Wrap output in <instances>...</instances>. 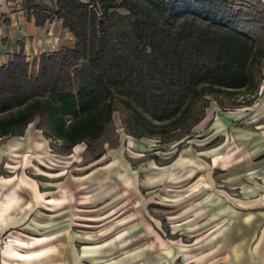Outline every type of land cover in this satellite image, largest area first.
<instances>
[{"label":"trees","instance_id":"1","mask_svg":"<svg viewBox=\"0 0 264 264\" xmlns=\"http://www.w3.org/2000/svg\"><path fill=\"white\" fill-rule=\"evenodd\" d=\"M52 2V0H51ZM36 27L54 18L73 47L0 67V137L36 129L70 151L104 154L122 113L134 138L190 135L211 100L242 91L248 105L263 79L264 4L239 0H22Z\"/></svg>","mask_w":264,"mask_h":264},{"label":"crops","instance_id":"2","mask_svg":"<svg viewBox=\"0 0 264 264\" xmlns=\"http://www.w3.org/2000/svg\"><path fill=\"white\" fill-rule=\"evenodd\" d=\"M36 1L51 5L57 0ZM239 1L264 4V0ZM21 4L22 0H0V67L20 53V43L30 63L60 47H73L74 37L62 29V21L54 18L44 27H36ZM262 76L264 80V65ZM36 124L34 120L22 136L0 142V231L8 238L0 251V264H264V97L231 114L215 113L210 102L204 118L193 128V133L200 135V146L225 138L219 145L206 148L203 155L212 157V169L221 171L226 186L237 188L239 195L214 194L211 211L208 204L202 209L211 214L197 223L189 244L166 238L161 223L143 214L121 222L98 221L94 231H87L89 235L74 233L70 214L76 204L83 207L79 211L94 213L89 209H93L92 204H84L82 178L49 186L30 177L21 164L22 155L30 158L43 147L37 138L42 132ZM178 153L170 168L178 165ZM14 156L19 159L18 168L8 173L3 164ZM103 167L113 169V161ZM97 169L91 168L83 176L91 177ZM175 175L159 177L156 183H168L172 187L166 192L175 195L180 181ZM109 209L102 205L96 207V213ZM117 223L122 227L108 233V226Z\"/></svg>","mask_w":264,"mask_h":264},{"label":"rangeland","instance_id":"3","mask_svg":"<svg viewBox=\"0 0 264 264\" xmlns=\"http://www.w3.org/2000/svg\"><path fill=\"white\" fill-rule=\"evenodd\" d=\"M262 81L260 84H264V80ZM263 97L264 91L259 96L258 90L253 104ZM248 100L242 91H237L218 97L216 101L211 100V105L214 106L215 113L231 114L243 110L246 107L244 103ZM216 115L214 114V117ZM3 117H7V114L0 115V119ZM121 120L122 113L113 114L112 126L102 139L105 154L96 161L91 162L97 149L90 151L82 143L68 151L60 141L47 138L40 130L43 134L39 135L38 132L37 138L43 142L41 151L31 155L32 158L22 155L21 164L26 166L25 172L30 177L39 182H47L49 186L72 177L82 178V194L83 198L85 197L83 200L87 202L84 204H92L93 209H89L94 210V213L79 211L78 209L83 210V207L76 204L74 212L70 214L74 233L89 235L87 231H94V228L98 227V221L121 222L125 217H141L143 214L145 218L147 216L148 219L161 223L166 238L189 244L192 234L197 231V223L205 221L206 215L211 214L214 194L234 198L239 195L237 188L226 186V182L221 179V171L212 169V157L203 155L206 148L219 145L225 138L221 136L208 145L200 146V135L193 133V129L190 139H187L190 136H186L179 140H174L172 133H159L162 130L158 129L155 136L138 139L125 134ZM9 139L11 138H2L0 142ZM178 150L179 163L170 168L168 165L174 160ZM18 160L16 156L9 158L3 164L6 172L15 171L18 168ZM111 161L113 169L100 168L104 163ZM91 168L99 169L91 177H84V173L89 172ZM170 174H176L180 180L176 183L175 195L166 192L172 187L168 183H156L159 177H169ZM202 174L204 175L201 176ZM91 182L93 185H88ZM205 198H208V201L205 202ZM205 204H208L210 210L208 214L202 210ZM102 205L111 209L96 213V207ZM172 226H175V229H171ZM108 227L110 230L107 232L111 233L122 227V223ZM0 236L5 242L8 241L6 233L0 231Z\"/></svg>","mask_w":264,"mask_h":264},{"label":"built area","instance_id":"4","mask_svg":"<svg viewBox=\"0 0 264 264\" xmlns=\"http://www.w3.org/2000/svg\"><path fill=\"white\" fill-rule=\"evenodd\" d=\"M261 82H263V81H261ZM258 90H259V96H260L262 94V92L264 91V84H260L258 87ZM258 90H257V92H258ZM4 244H5V240L2 236H0V251L2 250Z\"/></svg>","mask_w":264,"mask_h":264},{"label":"snow or ice","instance_id":"5","mask_svg":"<svg viewBox=\"0 0 264 264\" xmlns=\"http://www.w3.org/2000/svg\"><path fill=\"white\" fill-rule=\"evenodd\" d=\"M42 255V254H41Z\"/></svg>","mask_w":264,"mask_h":264}]
</instances>
